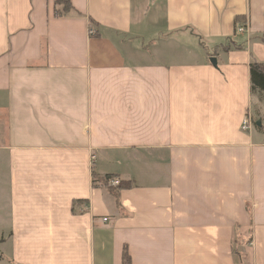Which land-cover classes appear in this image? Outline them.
Instances as JSON below:
<instances>
[{
	"label": "crops",
	"instance_id": "1",
	"mask_svg": "<svg viewBox=\"0 0 264 264\" xmlns=\"http://www.w3.org/2000/svg\"><path fill=\"white\" fill-rule=\"evenodd\" d=\"M72 3L0 0V264H264V0Z\"/></svg>",
	"mask_w": 264,
	"mask_h": 264
},
{
	"label": "trees",
	"instance_id": "2",
	"mask_svg": "<svg viewBox=\"0 0 264 264\" xmlns=\"http://www.w3.org/2000/svg\"><path fill=\"white\" fill-rule=\"evenodd\" d=\"M56 8L55 12L59 15H66L72 12H75L72 0H55ZM91 23H96L91 19ZM250 73H251V89L252 92H258L261 97L264 99V62L259 61L256 57H253L250 64ZM115 176V174H107L102 177H97L93 173V185L95 186H104L111 189H120L125 188L131 185V180H121V183L118 186L109 185V178ZM13 264V263H12ZM122 264H132L131 255L129 253L128 247L124 246L122 253Z\"/></svg>",
	"mask_w": 264,
	"mask_h": 264
},
{
	"label": "built area",
	"instance_id": "3",
	"mask_svg": "<svg viewBox=\"0 0 264 264\" xmlns=\"http://www.w3.org/2000/svg\"><path fill=\"white\" fill-rule=\"evenodd\" d=\"M240 31H244L245 30V27L241 26L240 28ZM90 33L91 34H94L95 33V30L91 28L90 30ZM242 129L247 131V130H250L252 128V119L250 117V115H247L244 120H243V123H242ZM92 158L94 159L95 158V155L93 154ZM121 183V179L119 177H111L109 178V181H108V184L109 185H113V186H118L119 184ZM108 218H104V221H107Z\"/></svg>",
	"mask_w": 264,
	"mask_h": 264
},
{
	"label": "water",
	"instance_id": "4",
	"mask_svg": "<svg viewBox=\"0 0 264 264\" xmlns=\"http://www.w3.org/2000/svg\"><path fill=\"white\" fill-rule=\"evenodd\" d=\"M215 65L217 64L216 62H217V60H216V58H212V60H211Z\"/></svg>",
	"mask_w": 264,
	"mask_h": 264
},
{
	"label": "rangeland",
	"instance_id": "5",
	"mask_svg": "<svg viewBox=\"0 0 264 264\" xmlns=\"http://www.w3.org/2000/svg\"><path fill=\"white\" fill-rule=\"evenodd\" d=\"M113 177H115V176H113ZM117 177V176H116Z\"/></svg>",
	"mask_w": 264,
	"mask_h": 264
}]
</instances>
